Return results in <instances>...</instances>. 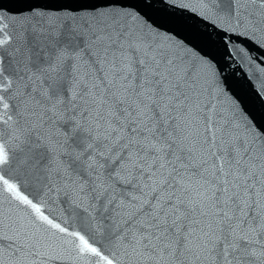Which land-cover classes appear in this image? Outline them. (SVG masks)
<instances>
[{
    "label": "snow or ice",
    "instance_id": "1",
    "mask_svg": "<svg viewBox=\"0 0 264 264\" xmlns=\"http://www.w3.org/2000/svg\"><path fill=\"white\" fill-rule=\"evenodd\" d=\"M0 264H264V0H0Z\"/></svg>",
    "mask_w": 264,
    "mask_h": 264
},
{
    "label": "water",
    "instance_id": "2",
    "mask_svg": "<svg viewBox=\"0 0 264 264\" xmlns=\"http://www.w3.org/2000/svg\"><path fill=\"white\" fill-rule=\"evenodd\" d=\"M260 87V82L258 80H252L251 82L245 83V91L251 92L254 89H258Z\"/></svg>",
    "mask_w": 264,
    "mask_h": 264
}]
</instances>
